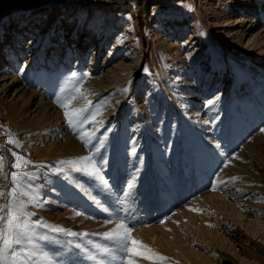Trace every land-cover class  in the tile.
<instances>
[{
  "label": "rangeland",
  "instance_id": "rangeland-1",
  "mask_svg": "<svg viewBox=\"0 0 264 264\" xmlns=\"http://www.w3.org/2000/svg\"><path fill=\"white\" fill-rule=\"evenodd\" d=\"M239 1L0 0L6 264H264V0Z\"/></svg>",
  "mask_w": 264,
  "mask_h": 264
},
{
  "label": "snow or ice",
  "instance_id": "snow-or-ice-1",
  "mask_svg": "<svg viewBox=\"0 0 264 264\" xmlns=\"http://www.w3.org/2000/svg\"><path fill=\"white\" fill-rule=\"evenodd\" d=\"M22 71V70H21ZM59 102V101H58ZM211 104L212 101H209ZM61 107H64V103H60ZM85 109H79V110H74L73 116H79ZM70 114L68 112H65V116H69ZM94 118V117H93ZM88 118L85 117L84 120H87ZM84 120H80V123H83ZM70 126H71V120H70ZM264 131V129H262ZM9 142H12L11 140ZM77 162H91V156L87 157H80L78 158V161L72 162V163H77ZM3 163V158L0 157V167H2ZM19 163L12 165V167H19ZM132 185H129L131 187ZM215 190V189H213ZM22 195L24 193H21ZM0 195H4V193H0ZM14 195L13 192H8L6 194V202L3 205H0V241L3 242V244L6 247L11 246V240L9 237L13 232H17L19 235H26L27 233L23 230L22 227V216L24 215L23 210H22V205L16 204L11 200V197ZM41 226H46V225H41ZM124 230V235H120L121 230ZM58 231H62L60 229H57ZM127 229L123 224L117 225V228L114 229L111 233H105V236H115L117 238V241L120 246V250H124L128 247L127 244ZM68 235H76L75 233L68 232ZM17 242L19 240L17 239ZM134 243H139V242H134ZM2 251V249H0ZM150 252V250H146ZM139 255H145L144 253H138ZM10 255L13 258L17 257V253L15 251H12ZM146 259H151L153 256L151 255H145ZM41 260L47 261L48 264H51L50 258L44 255H41L40 257ZM160 259H163L160 257ZM0 264H6V261L3 256H0Z\"/></svg>",
  "mask_w": 264,
  "mask_h": 264
},
{
  "label": "bare ground",
  "instance_id": "bare-ground-1",
  "mask_svg": "<svg viewBox=\"0 0 264 264\" xmlns=\"http://www.w3.org/2000/svg\"><path fill=\"white\" fill-rule=\"evenodd\" d=\"M221 1V0H220ZM236 3V2H235ZM244 4V5H246L247 3H248V0H241V1H239V3H237V4H232L233 6H235V7H238V6H240V4ZM210 4V3H209ZM218 4V3H217ZM221 4V3H220ZM222 5L224 6V7H226L225 9H219V10H217L216 11V14L217 15H215V22H214V25L216 26V27H218V26H220L221 25V21H223V20H226L227 22L230 20V19H228V18H230V16H229V14L232 12V7H228L227 5H225V4H223L222 3ZM239 8V7H238ZM240 10H241V8H240ZM218 11L220 12V11H224L225 13H224V15H219L218 14ZM226 12H227V15H225L226 14ZM196 16H197V14H196ZM224 16H227V17H225L224 19H223V17ZM175 18V17H174ZM197 18V17H196ZM179 21H180V19H179ZM181 22V21H180ZM179 22V23H180ZM164 22H163V20L162 19H158V20H156L155 21V24H154V28H156V30L158 29V30H161L163 27H164V24H163ZM231 22H228V24H230ZM212 25V24H211ZM177 26V25H176ZM210 26V25H209ZM127 27V26H126ZM214 28V27H213ZM30 30V29H29ZM128 30V29H127ZM206 30V29H205ZM214 30V29H213ZM211 31V30H210ZM209 31V32H210ZM215 31V30H214ZM217 31V30H216ZM125 33V32H124ZM19 34H28L27 33V31L26 32H24V30H21V31H18V35ZM32 34V33H31ZM120 34V33H119ZM124 35V34H123ZM126 35V34H125ZM234 35H236L237 37H238V33H234ZM120 36V35H119ZM225 37H224V39L223 40H225L229 35H227V34H225L224 35ZM35 37V36H34ZM43 37V36H42ZM18 38V37H17ZM33 38V37H32ZM38 38V37H37ZM127 38V37H126ZM117 39V42H116V44H115V47L113 46V48L112 49H110L109 51V55H112L113 54V52H114V50H116L117 48H119V46H121L120 44L122 43V37L120 36V37H118V38H116ZM131 39H132V37H131ZM123 40H125V38L123 39ZM126 41V40H125ZM125 41L123 42V43H125ZM226 41V40H225ZM17 42V41H16ZM29 42V41H28ZM127 42V41H126ZM230 43V42H229ZM33 44V43H32ZM32 44H30V45H32ZM113 44V45H114ZM134 44H136V43H134ZM218 44V43H217ZM18 45V44H17ZM133 45V44H132ZM174 45V44H173ZM220 46V45H219ZM12 48L13 47V45L12 44H10L9 42H7L6 43V45H5V47H2L1 49H0V56L1 55H3L5 52H7L8 51V48ZM32 47V46H31ZM123 46H121L120 48H122ZM125 47V46H124ZM128 47V46H127ZM132 47V46H131ZM5 48V49H4ZM14 48V47H13ZM126 48V47H125ZM115 53V52H114ZM128 53H129V51H128ZM235 59V58H234ZM231 62V61H230ZM229 62V63H230ZM182 65V64H181ZM180 65V66H181ZM179 68V67H178ZM230 71V70H229ZM179 72H181V71H179ZM234 73V72H233ZM229 74V73H228ZM178 75H179V73H178ZM230 75H232V74H230ZM233 75H235V73L233 74ZM181 75H179L178 76V78L180 77ZM176 79L177 81H179V79ZM182 78V77H181ZM176 81V82H177ZM178 83V82H177ZM179 86V85H178ZM177 86V87H178ZM177 89V88H176ZM184 90V89H183ZM186 90V89H185ZM177 91V90H176ZM178 92H180V91H178ZM181 93V92H180ZM179 93V94H180ZM183 93H184V91H183ZM178 94V95H179ZM179 96H181V94L179 95ZM191 99V98H190ZM181 100V99H180ZM199 101V100H198ZM209 101H207L206 103H204V104H207L206 106H208L210 103H208ZM185 103H186V101H185ZM187 103H189V102H187ZM214 103V102H213ZM211 107V106H210ZM213 107V106H212ZM206 108H208V107H206ZM209 109V108H208ZM224 111V110H223ZM208 112V111H207Z\"/></svg>",
  "mask_w": 264,
  "mask_h": 264
}]
</instances>
